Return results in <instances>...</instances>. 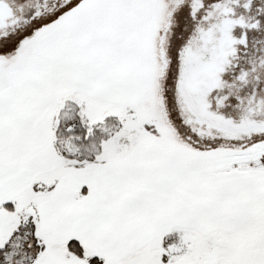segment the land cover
<instances>
[{"label":"snow or ice","instance_id":"obj_1","mask_svg":"<svg viewBox=\"0 0 264 264\" xmlns=\"http://www.w3.org/2000/svg\"><path fill=\"white\" fill-rule=\"evenodd\" d=\"M0 264H264V0H0Z\"/></svg>","mask_w":264,"mask_h":264}]
</instances>
